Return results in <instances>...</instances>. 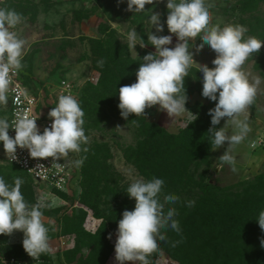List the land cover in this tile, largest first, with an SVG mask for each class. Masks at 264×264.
<instances>
[{
	"label": "rangeland",
	"instance_id": "rangeland-1",
	"mask_svg": "<svg viewBox=\"0 0 264 264\" xmlns=\"http://www.w3.org/2000/svg\"><path fill=\"white\" fill-rule=\"evenodd\" d=\"M166 3L146 5L145 10L161 13V22H165ZM208 3L213 24H243L248 28L246 36L264 40V0ZM0 5L15 9L25 18L14 31L26 40L23 70L43 112L48 115L58 103L62 82L71 83L72 96L85 112L83 127L88 137L87 151L65 157L72 180L63 192L35 181L10 164L0 142V176L10 185L19 177L21 192L30 206L41 200L54 205L41 209L53 254L31 257L23 247L24 233L15 230L0 234V264H119L115 253L118 222L126 209L135 207V198H130L126 189L137 178H163L165 192L181 198L174 206L182 236L165 229L167 238L151 254V264H213L208 257H218L214 264H232L235 241L246 236L264 238L257 219L264 210V187L255 181L264 174V146L258 145L264 133V83L254 103L240 117L247 118L251 129L245 139L238 145L225 142L213 149L209 110L218 101L202 95L203 73L198 69L199 64L214 67L217 54L208 45L199 48L202 37L195 38L194 43L189 41L197 63L185 78L187 110L171 118L154 105L145 109V116L131 114L125 120L118 107V90L136 82L143 56L155 52V46L147 44L148 32L156 31L148 22L150 10L129 11L127 0H3ZM133 28L146 47L137 44L136 50L130 51L126 34ZM156 34H170L166 23L164 32ZM171 35L173 42L168 47L178 42L175 34ZM101 59L103 67L98 64ZM243 70L264 78V46L249 57ZM106 97L113 106L104 101ZM0 118L8 120L7 103L0 105ZM226 120L223 118L216 127H223ZM234 131L229 123V134ZM227 148L235 159V171L219 159ZM89 154L98 155L91 157L92 165L98 168L93 179L83 174L88 170ZM128 169L133 170L132 176L125 174ZM189 200L195 201L192 207L186 206ZM205 245L209 252L202 249ZM212 246H216L217 254L212 253ZM219 247L224 254L219 255ZM255 248L251 263L264 264V247L259 244Z\"/></svg>",
	"mask_w": 264,
	"mask_h": 264
},
{
	"label": "clouds",
	"instance_id": "clouds-1",
	"mask_svg": "<svg viewBox=\"0 0 264 264\" xmlns=\"http://www.w3.org/2000/svg\"><path fill=\"white\" fill-rule=\"evenodd\" d=\"M163 0H127L128 10L140 13L150 10L148 22L155 27V32H148L149 43L155 46V52L144 55L136 71V82L119 88L121 116L127 120L131 114L145 116V109L159 105L172 117L182 115L186 110L187 93L185 78L196 60L190 51L189 41L202 37L199 48L208 45L217 55L212 61L214 67L199 64L203 73L202 95L211 101H218L209 110L212 127L209 129L213 149H218L228 142L229 146L240 144L250 132L247 118L241 115L251 106L258 94L264 78L243 70L245 62L254 53L260 52L264 40L255 36H246L248 28L243 24H226L221 27L213 24L211 5L208 0H167L168 9L165 22H161V13L146 5H153ZM24 16L15 9L0 8V105L7 103V91L12 77L24 68L26 40L14 29L24 22ZM167 25L169 35L163 33ZM177 38L174 47H168ZM128 49L136 50L137 44L146 47L145 40L138 35L135 28L126 34ZM192 46V45H191ZM103 67V59L98 61ZM218 94V95H217ZM52 120L50 127L43 132L37 125V118L28 114H17L16 120L10 123L0 118V142L8 159H17V147L28 149L32 158L60 159L69 153H79L87 148L88 143L84 130L85 113L80 102L71 94H62L58 103L49 113ZM223 118H227L223 127L217 128ZM235 129L229 134L228 125ZM15 129V136L9 134V128ZM220 161L233 166L235 159L229 148L219 157ZM77 163H82L78 161ZM132 176L133 170L125 173ZM22 180L17 177L10 185L0 176V234H12L15 230L24 233L23 247L33 258L42 254H53L50 246L49 228L42 220V208L54 206L44 200L30 206L21 192ZM165 180L152 177L134 179L127 187L130 198H135L133 210H125L118 222L115 243L116 260L119 264L126 261H138L139 264H151L150 256L166 240L165 229H171L182 236V228L177 219L178 209L174 206L180 202L178 194L165 192ZM194 200L186 202L192 207ZM259 226L264 230V210L257 217ZM111 239V234H109ZM181 240L174 241L175 247ZM264 247V239L261 240Z\"/></svg>",
	"mask_w": 264,
	"mask_h": 264
},
{
	"label": "built area",
	"instance_id": "built-area-1",
	"mask_svg": "<svg viewBox=\"0 0 264 264\" xmlns=\"http://www.w3.org/2000/svg\"><path fill=\"white\" fill-rule=\"evenodd\" d=\"M1 1L3 2V0ZM60 88L61 95H72L73 88L71 83L63 81ZM7 104L8 121L10 123L16 120L18 113H26L33 118H37L36 122L41 132H43L45 127L51 126L52 120L40 107V98L29 89L28 76L23 69L12 77L7 91ZM9 134L14 137L15 129L10 127ZM258 145L264 146V133L259 138ZM8 161L26 172L35 181L55 190L66 191L72 180V170L65 157L60 159L52 157L32 158L28 149L17 147V159L13 161L8 159Z\"/></svg>",
	"mask_w": 264,
	"mask_h": 264
},
{
	"label": "trees",
	"instance_id": "trees-1",
	"mask_svg": "<svg viewBox=\"0 0 264 264\" xmlns=\"http://www.w3.org/2000/svg\"><path fill=\"white\" fill-rule=\"evenodd\" d=\"M81 18V16H79ZM107 98V99H106ZM104 100L107 104H109L110 106H113V104H111V100L109 97H106ZM116 105V104H115ZM85 113V112H84ZM88 113V112H87ZM99 121V120H98ZM99 123V122H98ZM85 145H83V148H84ZM99 152V151H97ZM91 157L96 159L98 158V155L97 154H89L88 157L86 158L87 160V163H89L88 165V170L86 171H83V174L86 173V174H89L90 177L93 179L94 177H96L94 174H95V171L98 169L97 168V165H92V161H91ZM21 171V170H20ZM22 173H24L25 175L28 176V174L24 171H21ZM30 177V176H29ZM31 178V177H30ZM255 181L257 182V184H259L260 186L264 187V174L262 175H259L256 177ZM206 187V186H205ZM206 189V188H205ZM62 192V191H60ZM253 195L257 196L258 193L257 192H254L252 193ZM264 239L263 237H256V238H250L248 236H246V238L244 240H239V241H235L234 243L236 244L235 245V249H234V259L232 261V264H252L251 263V257H252V254H254V251L256 250V246H258L259 244H261V240ZM216 246H212V249L213 252L212 253H215L217 254V251H216ZM203 250L206 249V245L203 246L202 248ZM225 250L222 249L220 251V247H219V255H221ZM205 252H209L207 249L205 250ZM224 254V253H223ZM218 257H214V258H207L209 259L213 264L214 262L216 261L215 259H217Z\"/></svg>",
	"mask_w": 264,
	"mask_h": 264
}]
</instances>
